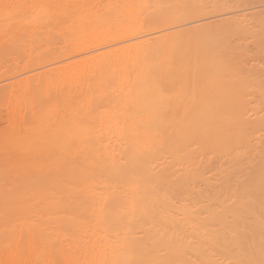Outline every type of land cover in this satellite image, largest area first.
Returning <instances> with one entry per match:
<instances>
[{
    "label": "bare ground",
    "instance_id": "obj_1",
    "mask_svg": "<svg viewBox=\"0 0 264 264\" xmlns=\"http://www.w3.org/2000/svg\"><path fill=\"white\" fill-rule=\"evenodd\" d=\"M15 1L21 19L45 10L37 5L43 0ZM19 29L7 39L16 40ZM32 73L21 74L26 87L15 84L26 88L19 89L24 96L39 77ZM5 81L1 95L13 88ZM235 95L223 98L226 105L218 100L222 108L209 97L191 105L167 101L155 112L148 105L121 112L109 103L114 111H105L100 103L98 115L83 109L69 125L66 112L54 108L48 117L57 124L49 129L57 126L52 135L42 132L39 146L7 137L6 154L16 145L26 151L18 150L17 161L0 151V264H264V94ZM16 122L17 131L26 124ZM12 128L6 136L17 134Z\"/></svg>",
    "mask_w": 264,
    "mask_h": 264
},
{
    "label": "rangeland",
    "instance_id": "obj_2",
    "mask_svg": "<svg viewBox=\"0 0 264 264\" xmlns=\"http://www.w3.org/2000/svg\"><path fill=\"white\" fill-rule=\"evenodd\" d=\"M0 3L3 4L0 7L4 8H0V49L8 48L4 50L5 53L0 50V54H6H2L0 60V82H13L14 85L6 86L13 87L11 89L14 93L16 89L15 94L18 95L11 97L9 88V94H0V151L9 143V138H13L14 145L17 140L16 143H22V147L33 142L35 147L39 146L45 140L43 138L52 135L53 131H50L57 126L49 129L56 123L53 122L55 115L52 116L51 113L53 110L56 113L54 108L57 112L61 109L66 112L62 119L69 125L75 123L84 110H102V103L104 110H113L116 105L118 108L114 110L125 111L128 108L126 111L129 112L133 107L146 109L148 105V109L155 112L156 109L162 110L163 106L166 109L168 102L179 104L185 101L191 105L195 100L196 103H201V100L210 103L213 100V103L219 105L220 100V103L226 105L227 101L222 102L225 97L230 101L229 97L233 99L235 94L237 97L243 94H264V0H43L37 4L41 6V10L45 9L43 14L22 17L23 19L21 16L18 18L20 10L16 7H19V3L15 0H1ZM17 29L21 30L19 37L16 40L13 38L14 41L8 40L7 37L12 35L13 30L16 34L19 32ZM73 57L74 61L71 62ZM26 70L31 73L33 70L35 74L42 70L45 75L40 76L43 72L38 73L39 77L36 74V80L34 75L32 78L36 84H33L34 88H28L32 90L27 89L29 92H25L24 96V89H17L16 85L26 87L23 76L30 78ZM16 75L22 77L18 78ZM31 83L27 84L28 87ZM258 89L263 92L257 91ZM72 90L75 92L72 93ZM209 97L212 99L210 102ZM222 104L218 107L222 108ZM225 105L224 107L228 106ZM72 106L78 107L75 114L73 109L70 111ZM51 109L53 110L50 112ZM95 111V116L100 113L97 109ZM22 112L26 113L25 116ZM32 113L37 114L31 115ZM20 116L35 118L36 121H33L36 122V127L33 124L29 126L30 120L26 122L23 118V122L20 121ZM43 119L47 121L43 123ZM49 119L53 121L50 122ZM17 120L21 124L26 122L19 132L18 128H12L17 126ZM9 128L13 132L16 130L17 134L14 132L15 134L6 136L5 132ZM26 128L35 129H28V134L24 130ZM11 131L9 132L12 133ZM37 139L40 140L39 144L36 143ZM10 144L7 145L11 146ZM18 145L15 146V151L10 150L13 146L9 148L11 155L7 152L9 157L16 159L14 161L21 157L18 150H25ZM29 146L27 147L30 148ZM4 149L5 153H2L6 156H2L6 158L8 148ZM30 154L31 152L25 155L29 157ZM0 159L2 164H6L3 162L6 159ZM19 160L18 162L22 161ZM9 161L7 165H10ZM3 167L6 168V165ZM3 167L1 166L2 169ZM2 169L0 171L4 172Z\"/></svg>",
    "mask_w": 264,
    "mask_h": 264
}]
</instances>
